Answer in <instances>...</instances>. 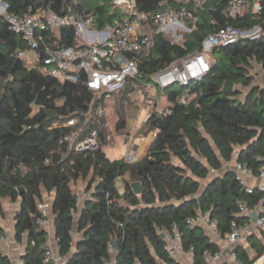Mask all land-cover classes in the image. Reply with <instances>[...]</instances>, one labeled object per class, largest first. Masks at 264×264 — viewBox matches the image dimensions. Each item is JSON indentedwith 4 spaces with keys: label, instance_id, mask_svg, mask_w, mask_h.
<instances>
[{
    "label": "trees",
    "instance_id": "16d2710c",
    "mask_svg": "<svg viewBox=\"0 0 264 264\" xmlns=\"http://www.w3.org/2000/svg\"><path fill=\"white\" fill-rule=\"evenodd\" d=\"M2 1L11 14L22 16L46 8L58 16H91L97 28L125 16L115 0ZM163 1L144 0L140 7L155 11ZM228 1L211 0L198 14L183 46L159 34L149 56L134 57L144 74L142 81L150 82L154 73L198 51L203 40L221 28L234 26L245 32L259 27L262 31L256 39L215 49L211 72L194 82L187 96L183 88L165 92L170 113L152 116L147 134L155 132L157 138L148 155L135 164L107 158L104 148L110 133L104 126L106 118L89 124V129H99L97 150L71 152L65 157L69 146L63 141L76 130L67 124L72 120L85 124L93 94L83 83H61L28 68L16 56L26 48L25 41L0 18V215L5 201L20 203L15 240L22 243L27 236L25 264H55L45 261L48 232L38 224L44 218L38 204L49 198L53 200L59 255L68 264H104L113 256L116 264H181L165 251L162 238L174 225L183 235V251L194 249L193 264H205L206 253L219 247L202 227H188L189 218L199 212L209 214L223 236L233 225L249 223L248 216L240 215L239 204L257 210L264 201L263 193L256 188L249 194L234 171L210 176L233 161L254 175L264 167V87L255 84L252 75L255 63L264 73V1L261 15L236 19L223 13ZM52 38L48 34L47 40ZM72 42L70 37L60 45ZM228 82L234 84L232 94L224 91ZM129 94L128 90L117 99L118 132L127 124ZM88 178L91 196L81 212L80 238L74 245L79 198L72 183ZM118 178L123 181L122 193L116 188ZM208 179L202 189V181ZM134 183L141 184V195L134 193ZM114 242L117 250L112 254ZM249 243L250 249L240 247L237 253L245 264H256L264 256V229ZM0 264H10L1 249Z\"/></svg>",
    "mask_w": 264,
    "mask_h": 264
},
{
    "label": "built area",
    "instance_id": "2783aa9c",
    "mask_svg": "<svg viewBox=\"0 0 264 264\" xmlns=\"http://www.w3.org/2000/svg\"><path fill=\"white\" fill-rule=\"evenodd\" d=\"M144 0H115L117 7L121 8L125 17L115 19L102 28H97L91 16H58L52 10L42 8L29 11L19 16L8 12V6L0 0V18L9 29L20 35L26 43V48L16 52L17 58L22 60L30 69H38L44 76L57 79L61 83H83L93 94L90 110L86 114V122L80 125L79 120H72L67 125L76 130L67 135L63 142L68 144V153H81L95 151L99 148L100 133L94 127L89 129L93 119L107 118L105 96L116 93L118 96L130 91L132 95H140L141 108L147 110L143 125L137 132L125 139L128 151L124 156L127 164H135L140 160L137 150L136 135L146 127L154 114L168 115L170 109L160 110L159 91L166 92L175 84H180L185 96L190 92L191 84L203 80L212 69L211 53L219 48L229 47L240 42L241 39H255L261 35V28L242 32L234 26L221 28L218 32L206 37L198 51L173 61L167 68L152 75V81H142L143 73L139 69L136 55L149 56L156 47V37L161 34L170 43L184 45L186 36L193 32L198 21V14L203 12L211 0H165L160 2L155 11H147L140 7ZM264 0H229L223 13L232 19L246 17L249 14L261 15ZM67 29L68 36L63 33ZM48 34L52 39L47 40ZM72 38L70 46H61L63 39ZM257 37V38H258ZM134 58V59H133ZM139 101V100H137ZM185 103V101H183ZM105 127L109 129L110 123L106 121ZM154 141L155 132L149 133ZM108 141H112L109 135ZM238 156V155H236ZM264 163V155L261 158ZM237 178L245 186L243 177L251 171L241 164L235 169ZM264 178V167L258 174ZM116 188L123 192L124 186L121 178L116 181ZM249 194H254L253 187H246ZM264 195V187L259 188ZM39 211L44 218L38 224L40 228L51 232L48 219V205L38 204ZM257 213L259 219L253 222L252 213ZM241 216H248L249 223L233 225L231 232L223 236L219 230L218 222L212 220L209 214L199 212L187 220L190 228L202 227L207 235L215 242L219 249L205 255V264H245L237 253L238 248L250 249L249 239L260 236L264 229V201L257 210H252L247 203L239 204ZM165 251L173 258L187 253L193 264L194 249L184 252L182 248L183 235L177 226L165 237ZM9 238L0 235V244L8 243ZM35 244V242H33ZM113 254L115 249L110 245ZM227 260L224 261V256ZM47 263L68 264L60 257L56 240V248L48 245L45 253ZM18 264H25L24 254ZM104 264H116L115 257ZM163 264H166L163 262ZM257 264V263H256Z\"/></svg>",
    "mask_w": 264,
    "mask_h": 264
},
{
    "label": "crops",
    "instance_id": "0c3cea01",
    "mask_svg": "<svg viewBox=\"0 0 264 264\" xmlns=\"http://www.w3.org/2000/svg\"><path fill=\"white\" fill-rule=\"evenodd\" d=\"M257 85H259V84H257ZM260 86L264 87V83ZM163 97L164 98L167 97L165 95V92H164ZM169 107L170 106H168L167 108H169ZM143 110L144 109L142 108V111ZM143 117L145 118L146 116H143ZM144 118H143V120H144ZM142 125H143V123H142ZM142 125L138 126V127H134V126L131 127L129 125V121L127 120V124H126L125 129L121 132H118L116 129V126H117V119H116L115 131L119 134L118 135L117 134L111 135L112 141L111 142L108 141V145L104 148V152H105L107 158L110 159L111 161L117 160L114 157L115 153H113V155L109 156V155H107V151H109V150L117 151L120 148V149H124V151H123L122 156L119 160L124 159V156L126 155V153L128 151V146L125 144L126 137L129 136L130 134L137 132V130H139V128H141ZM144 128H143V130L139 131V133L136 135L137 150H138L140 160L144 159L148 155L149 150H150L152 143H153V140L151 139L149 134H147L146 136H139L140 133L142 131H144ZM237 165H238V163L236 161H233L229 164H225L222 171L214 172V173H218V174H215V176L222 175L226 171H234L235 172ZM243 179H244L246 187H253V188H258V189L261 187H264V178H260L258 175H254L252 172L248 175H245L243 177ZM90 196H91V193L88 192V185H86L84 193L82 195L83 198L79 199L78 212L75 214V217L77 216L76 226H75V217H74V230H73L74 245H76L77 241L80 238V234L78 233V223L80 221L81 212L83 211L85 203L90 198ZM45 203L48 205V212L47 213H48V219H49L50 228H51V232L48 236V245H50L53 249H55L56 248V237H55L54 226H53V221H54V216H53V212H52L53 200L49 198L46 200ZM3 206H4V213H3V215H0V228L3 230V235H5L9 238V241H8V243L0 244V249H1V252L3 253V255H5L9 258L10 264H18L22 255L25 254L26 248L28 245L27 236H25L22 243H18L15 240V228H16L15 218H16V215H17L19 209H20V203H12L10 201H5L3 203ZM226 260H227V255L224 256V261H226ZM179 261L181 264H191V259L187 253H183L182 255H180ZM161 264H163V262H161ZM217 264H221V263H217Z\"/></svg>",
    "mask_w": 264,
    "mask_h": 264
},
{
    "label": "rangeland",
    "instance_id": "374dc122",
    "mask_svg": "<svg viewBox=\"0 0 264 264\" xmlns=\"http://www.w3.org/2000/svg\"><path fill=\"white\" fill-rule=\"evenodd\" d=\"M83 1L91 2L92 0H79V2H83ZM120 10H121V8H120ZM123 17H125V16H123ZM257 33L258 32H255V35H254L255 39L258 37ZM210 58L213 62L214 57L211 55ZM252 75L256 78L255 84L262 85L264 83V73H263L262 67L260 65H258L256 63L254 64ZM193 85H194V83L191 84V86H193ZM180 89H181V85L175 84L168 91L175 92V91H178ZM163 95H164V92L160 90L159 91V97H160V103H161L160 110L165 111L167 109V107L170 106V103H169L168 98L167 97L164 98ZM140 97H141L140 95L139 96L138 95H132L130 105L127 108L128 109L127 120L129 121V125L131 127L141 126L143 123V118H144L143 116L147 115V110L144 109L142 111L141 103H140ZM117 99H118V95L116 93H114V94H110V96L106 95L105 100H104L105 106H106V111H107L106 120L109 121V123H110V127L108 130L110 135H114V134L118 135L119 134L115 131V122L117 119V114H116L117 111L115 109L117 107ZM137 100H139V101H137ZM125 109L126 108L124 107L123 111H122L123 113H125ZM147 132H148V128L145 127L144 131H142L139 136H146ZM123 151H124V149H120V148L117 151L109 150V151H107V155L111 156V155H113V153H115V156H114L115 159L119 160L122 156ZM215 174H218V173H213L210 176V178L214 177ZM208 181H209V179L202 181V189H204L206 187ZM86 185H89V178L86 180H79L78 182L72 183V189L74 190V192L76 193V195L78 196L79 199L83 198L82 195L84 193ZM76 222H77V216L75 217V226H76ZM205 231L207 232V230H205ZM257 264H264V256L257 262Z\"/></svg>",
    "mask_w": 264,
    "mask_h": 264
},
{
    "label": "water",
    "instance_id": "95a60500",
    "mask_svg": "<svg viewBox=\"0 0 264 264\" xmlns=\"http://www.w3.org/2000/svg\"><path fill=\"white\" fill-rule=\"evenodd\" d=\"M63 33H64L65 35H67V36H68V34H69V32H68L67 29H63ZM241 41H246V39H241L240 42H241ZM226 48H228V47H224L223 49H226ZM224 91H225L226 94H232V93L234 92V84H233L232 82H228V83L226 84V86H225ZM133 190H134V193H135L136 195H141V194H142V187H141V184H140V183H134V184H133ZM251 219H252L253 222H257V220L259 219L258 214L255 213V212L252 213V214H251ZM164 237H165V236L162 235V238H164ZM114 249L117 250V243H116V242H114Z\"/></svg>",
    "mask_w": 264,
    "mask_h": 264
}]
</instances>
